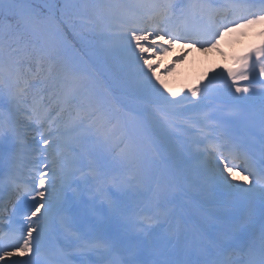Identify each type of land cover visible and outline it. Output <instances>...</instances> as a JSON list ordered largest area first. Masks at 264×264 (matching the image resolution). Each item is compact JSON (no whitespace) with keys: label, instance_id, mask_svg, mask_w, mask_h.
<instances>
[{"label":"snow or ice","instance_id":"snow-or-ice-1","mask_svg":"<svg viewBox=\"0 0 264 264\" xmlns=\"http://www.w3.org/2000/svg\"><path fill=\"white\" fill-rule=\"evenodd\" d=\"M78 9L86 10L89 18L102 15L119 24L124 60L121 83L133 99H140L145 92L155 97L151 106L141 107L137 113L140 129L169 123L177 103L152 83L156 73L146 54L155 56L159 52L162 55L178 41L214 47L221 29L234 31L264 23V0H259L258 4L232 0L223 6L214 5L212 0H91L83 5L75 0H64L62 6L57 0H49L42 7L33 0H0V85L7 80L17 84L16 91L0 87V165L11 163L26 147L13 116L25 106L30 109L28 119L34 121L45 146L40 151L46 153L41 161L46 171L36 170L38 183L32 191L40 200L33 197L35 210L29 217L27 232L21 230L14 242H6L5 237L0 236V261L24 264L5 260V257H11L14 251L33 255L40 251L44 232L40 219L52 211L50 189L57 180L61 185L57 210L67 212L70 201L66 193L71 192L78 199L74 185L90 179L103 197L112 223L104 228L100 219L99 225L106 234H76L71 218L62 217L65 231L71 232L73 238L67 245L50 249L48 264H67L69 247L97 254L96 264H264V188L260 189L258 222L254 210L240 215L233 202L215 195L231 191L251 193L257 185L264 184V174L258 177L247 169L241 170L247 172L244 183L250 187L230 182L229 178L235 179L233 172L239 167L235 163L239 151L236 144L230 147L227 142L208 144L197 153L205 157L204 166L209 173L206 179L191 178L186 188L158 184L153 193L151 214H137L139 222L128 214L126 205L120 201L128 182L110 176L100 161L115 145L120 148L119 163L140 171L141 146L135 132H128L122 126L117 136L111 117L104 111L103 99L91 90L81 91L82 77L69 78L56 71L57 59H62L57 40L65 34V25L75 26L71 17ZM80 15L83 20V12ZM157 40L165 42L159 44ZM179 59L182 57L174 62ZM262 61L264 44L239 57V67L227 69V78L233 81V86L238 80H249L254 77L257 64H260V76L264 77ZM30 90H33L32 102L28 105L26 94ZM250 91L249 87H235L236 93ZM198 94L203 97L206 92L200 88L192 90L193 97ZM234 100L238 103L248 101L249 97L236 96ZM249 122L253 128H258L260 142L264 145V94ZM85 161L87 173L83 170ZM110 190L114 191L108 195ZM187 191L194 195L178 200V193ZM155 228L160 231L154 233ZM225 253H229V262L222 259Z\"/></svg>","mask_w":264,"mask_h":264},{"label":"bare ground","instance_id":"bare-ground-1","mask_svg":"<svg viewBox=\"0 0 264 264\" xmlns=\"http://www.w3.org/2000/svg\"><path fill=\"white\" fill-rule=\"evenodd\" d=\"M149 43H151V41H149ZM214 53H218V54L222 55V52L216 46L213 47V46L209 45L202 50H196V49H193L191 47H187L185 45L171 44L169 50L167 52L163 53L162 55L159 52H157V54L155 56H152L151 54L150 55L146 54V58L150 59V61H152V60L154 61L153 65L155 68L157 66H160L162 64L167 63L169 60L173 59L174 56H176V58H174V61H177V58L182 57V59H179L178 62L173 61V64L170 65L172 67L171 69L165 70L166 74H171L173 76H177L183 70L184 66H186L187 64L189 66L190 65L193 66L196 61L203 62V61H205L208 54H210V56H213ZM117 54L120 56V58L122 59V61L124 63L123 54L121 53V51L118 52ZM189 57H190V60L188 61L187 58H189ZM195 58H197V59H195ZM191 69H193V67ZM178 82L181 83L180 81H178ZM182 83L184 85L183 81H182ZM185 85H187V84H185ZM243 87H248V86H242L241 88H243ZM198 88L205 90L206 94L203 97H201L200 94H198L196 97H193L192 91H191L190 95L188 96V102L186 103V106L192 107V106L200 105V104L204 105V103H206V102H215L216 97L222 98L223 100L229 99V101H226L224 103L216 104L218 106L219 110H217V111L210 110L208 112V114H213L218 121H222V122H226V117H227V115H230V114H235V116L241 117L240 114L231 110L228 107V104H231V105L235 106L236 108L238 107L239 103H237L234 100V97H236V96L242 97L245 95L255 97L259 92L264 91V86L249 87L251 89V91L248 94L236 93V92L228 93L227 91H221L219 93H216L215 91H209V90H206L205 88H202V85ZM227 89L235 91V88L232 86L227 87ZM3 107L6 108L5 105H3ZM221 107H223V108H221ZM258 108H259L258 103L252 107V109H255V110H258ZM195 115L198 116L199 114L197 113ZM187 125L190 126L191 124L189 123ZM244 131H248L247 132L248 137L241 136L240 149H241L242 154H243L244 158L246 159L249 167H251L250 171L253 172L257 176L258 174H257L256 167L264 170V152H262L260 150V147L257 148L256 150L251 149L250 139L252 137L251 135H253L254 133H256L259 130H258V128H253L251 126V124H245V129L240 132L241 135L243 134ZM179 133L184 134L185 139H186L187 143L189 144V149L186 152L187 153L186 157H189V160H187V161L189 163H191L194 167V164L191 160H198L197 158H193V157H196V149L199 148V145H197L196 141H194L192 139L193 136L188 131L180 130ZM42 146L45 147L43 145V142H42ZM192 168L190 169L191 174H193ZM208 175L209 174L205 175V174L199 173L196 176L198 179L204 180L207 178ZM233 176L236 177V179L238 178L237 171L233 172ZM6 180H7V175L5 173H1L0 174V184L4 183ZM229 180L231 183L235 182V179L233 180L231 177L229 178ZM76 186H77V184H76ZM50 191L53 192L52 197L49 198V202L53 205L52 211H51V213L46 214L45 216H43L40 219V221L43 220V223H41V225L43 226L44 231L45 230L50 231V229L48 228V224L51 221L50 218L53 217L55 213L61 212L58 220H59V225H60L62 231L64 230V226L62 224V217H70L72 229L74 232H76V234H81V233L88 234V227L87 226L84 227L85 218L87 216L88 211L83 208L81 202L78 201L77 199H75L73 197V195H70V197H69L70 198L69 199L70 207L68 208V211L67 212L58 211L57 210V205L59 202L58 199L52 203V201L55 200L57 189H56V187H52L50 189ZM182 197H183V195L180 193L178 195V200L182 199ZM134 207H135V205H134ZM134 213L136 215V218L138 219V215H137L136 210ZM148 214H150L149 211L145 215H148ZM139 215H141V214H139ZM79 218H80V221L75 224L74 220L79 219ZM35 219H34V217H32V220H35ZM138 222H139V219H138ZM82 227H84V228L81 229ZM153 231H154V233L159 232L160 229L155 228ZM43 234H44V232H43ZM69 234H72V233L71 232H65V234L62 235V237L65 238ZM69 241L70 240L66 241L65 244L67 245L69 243ZM54 244H55V242L52 245H54Z\"/></svg>","mask_w":264,"mask_h":264},{"label":"rangeland","instance_id":"rangeland-1","mask_svg":"<svg viewBox=\"0 0 264 264\" xmlns=\"http://www.w3.org/2000/svg\"><path fill=\"white\" fill-rule=\"evenodd\" d=\"M49 0H33V3H35L37 6L42 7L45 3H48ZM62 2H64V0H62ZM75 2L77 4L83 5L84 1L82 0H75ZM60 4V3H59ZM72 19V17H71ZM77 20V19H76ZM106 23L109 26H112L114 23L119 25L116 21L111 20L109 18H106ZM71 28V27H70ZM69 29V28H68ZM71 32V30H70ZM72 33V32H71ZM69 35V32H68ZM110 39L109 42H114V41H118L117 38H115V40ZM107 42H100L99 43V47H98V52L99 54L106 60H112L116 63L117 65V73L119 76V79L121 78V76L123 75V66L124 63L122 61V59L120 58V56L117 54L118 52H120V44L119 45H114V43H108ZM60 44V43H59ZM86 50L89 48H92L90 46V44H88L87 47H85ZM201 50V49H200ZM58 51H59V47H58ZM54 59H57V57L54 55L53 57ZM223 58H220L218 55L214 54L213 56H208L206 57L205 61L203 62H197L195 67L193 68V71L191 72V74H189V66L186 65L184 66L183 70L177 75V76H173V75H167L164 76V70L165 69V64H163L160 67H155L154 71L156 73V76H158V78L160 76L162 77V81H159L155 84L156 88H158L160 90V92L163 93L164 96H173V93L176 94V92L178 91L179 88V82L178 81H188L189 79H192L193 81H197V79H199L201 77V75H203L206 72H210L212 71L210 68L214 67L213 65H215V67L213 68L214 71H216L217 69H219L220 65L223 63L224 60H222ZM152 63L154 62L153 60L151 61ZM170 62H173V59L170 60ZM219 64V67L217 68L216 66ZM170 68V67H169ZM56 71L59 72V74L61 75H66L67 77L71 78L72 76H75L74 72L71 70L69 64L66 62L65 58L62 59H57V63H56ZM225 73V72H223ZM151 75V73H150ZM152 77V80L154 77ZM121 81V79H120ZM80 87L83 90L84 88V83L81 80L80 83ZM5 88L7 89L8 86L5 85ZM182 89V96H185L184 93V89ZM128 90V89H127ZM129 91V90H128ZM151 93L149 92H145L140 98H144L146 100V98L148 96H150ZM142 99H138V100H134L132 98V96L130 95V98H128V108H127V117L125 118V124L124 126L126 127V130L128 132H135L136 138L138 143L141 146V158H140V164H139V168L140 171H136L135 170V175H134V179H139L142 170L149 164V161L153 160V156H152V150L149 147V140L140 130V128L137 127V120L138 117L136 116V110L138 112V110H140L141 107L146 106L144 101H141ZM171 100H175L172 99ZM177 103L179 102L178 100ZM175 109V108H173ZM131 121H133L134 124H131ZM148 129H152L154 131L157 132H161L159 135H157V137L159 139H157L156 137H153L152 140L154 142H156L157 144H161L164 150H167L168 148L174 152H179L181 154V152L183 151L181 149V147H179L174 139L166 134L163 131V128L161 127V125L158 123L157 125H154L151 128ZM120 150L117 149L116 151V155L118 156ZM176 162H181L183 163V159L177 157L175 158ZM118 165L120 166V168H122V164L119 163V161L117 162ZM131 167L127 166L125 169L129 170ZM132 189V188H131Z\"/></svg>","mask_w":264,"mask_h":264}]
</instances>
